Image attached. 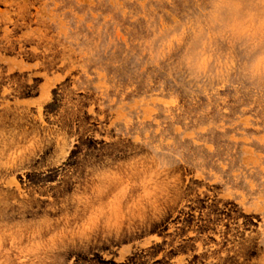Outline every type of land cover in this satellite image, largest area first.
I'll return each instance as SVG.
<instances>
[{
    "label": "rangeland",
    "instance_id": "rangeland-1",
    "mask_svg": "<svg viewBox=\"0 0 264 264\" xmlns=\"http://www.w3.org/2000/svg\"><path fill=\"white\" fill-rule=\"evenodd\" d=\"M264 0H0V264H264Z\"/></svg>",
    "mask_w": 264,
    "mask_h": 264
},
{
    "label": "clouds",
    "instance_id": "clouds-1",
    "mask_svg": "<svg viewBox=\"0 0 264 264\" xmlns=\"http://www.w3.org/2000/svg\"><path fill=\"white\" fill-rule=\"evenodd\" d=\"M231 3L232 0H214V4L218 11L222 8L228 7ZM244 21L246 30H257L260 34H264V17L256 20L253 18V15L250 14ZM259 59L264 61V55Z\"/></svg>",
    "mask_w": 264,
    "mask_h": 264
}]
</instances>
